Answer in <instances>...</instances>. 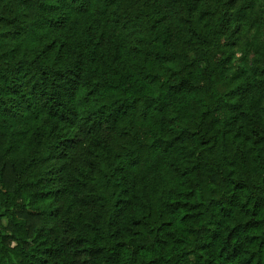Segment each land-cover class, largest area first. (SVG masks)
Here are the masks:
<instances>
[{"label": "trees", "instance_id": "trees-1", "mask_svg": "<svg viewBox=\"0 0 264 264\" xmlns=\"http://www.w3.org/2000/svg\"><path fill=\"white\" fill-rule=\"evenodd\" d=\"M0 264H264V0H0Z\"/></svg>", "mask_w": 264, "mask_h": 264}, {"label": "rangeland", "instance_id": "rangeland-1", "mask_svg": "<svg viewBox=\"0 0 264 264\" xmlns=\"http://www.w3.org/2000/svg\"><path fill=\"white\" fill-rule=\"evenodd\" d=\"M218 86H219L220 89L224 88V84H219Z\"/></svg>", "mask_w": 264, "mask_h": 264}]
</instances>
